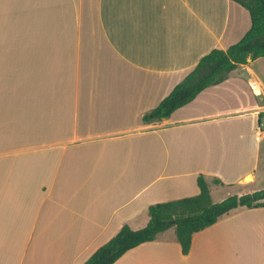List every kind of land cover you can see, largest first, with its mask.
Segmentation results:
<instances>
[{"label": "crops", "instance_id": "obj_1", "mask_svg": "<svg viewBox=\"0 0 264 264\" xmlns=\"http://www.w3.org/2000/svg\"><path fill=\"white\" fill-rule=\"evenodd\" d=\"M250 26L232 0H0V264H84L201 174L219 201L264 189V56L143 118ZM113 264H264V206Z\"/></svg>", "mask_w": 264, "mask_h": 264}, {"label": "trees", "instance_id": "obj_2", "mask_svg": "<svg viewBox=\"0 0 264 264\" xmlns=\"http://www.w3.org/2000/svg\"><path fill=\"white\" fill-rule=\"evenodd\" d=\"M232 1L248 10L250 28L227 49L215 47L205 54L159 105L144 115V121L152 122L169 117L207 87L226 80L241 64L264 56V0ZM215 182L221 183V180L215 179ZM198 186L200 191L196 195L149 205L150 219L144 227L134 229L124 224L84 264H113L129 249L156 239L159 233L171 227H175L182 251L188 253L196 232L211 226L236 208L264 206V189L242 195L232 194L214 202L210 184L203 174L198 176Z\"/></svg>", "mask_w": 264, "mask_h": 264}, {"label": "rangeland", "instance_id": "obj_3", "mask_svg": "<svg viewBox=\"0 0 264 264\" xmlns=\"http://www.w3.org/2000/svg\"><path fill=\"white\" fill-rule=\"evenodd\" d=\"M218 193L214 192L213 195H212V198H213V201H219L220 200V197L217 195ZM145 226V225H144ZM143 226V227H144Z\"/></svg>", "mask_w": 264, "mask_h": 264}, {"label": "built area", "instance_id": "obj_4", "mask_svg": "<svg viewBox=\"0 0 264 264\" xmlns=\"http://www.w3.org/2000/svg\"><path fill=\"white\" fill-rule=\"evenodd\" d=\"M253 88H254V90H255V91H257V90H258V87H257V86H255V84L253 85Z\"/></svg>", "mask_w": 264, "mask_h": 264}, {"label": "bare ground", "instance_id": "obj_5", "mask_svg": "<svg viewBox=\"0 0 264 264\" xmlns=\"http://www.w3.org/2000/svg\"><path fill=\"white\" fill-rule=\"evenodd\" d=\"M259 89V88H258Z\"/></svg>", "mask_w": 264, "mask_h": 264}]
</instances>
